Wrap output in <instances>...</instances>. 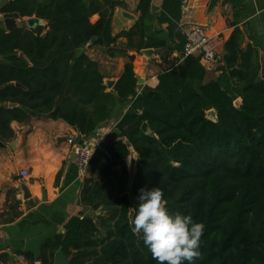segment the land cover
Wrapping results in <instances>:
<instances>
[{"label":"trees","instance_id":"trees-1","mask_svg":"<svg viewBox=\"0 0 264 264\" xmlns=\"http://www.w3.org/2000/svg\"><path fill=\"white\" fill-rule=\"evenodd\" d=\"M223 1L235 16L227 19L232 31L219 68L230 89L217 78L205 81L197 56L182 57L181 0H163L157 17L167 24L169 38L177 40L181 56L169 55L171 45L144 35L151 0H139L138 18L116 35L111 19L122 0H6L0 5L4 18L40 20L11 31L0 27L2 142L14 137L12 121L33 115L61 119L85 138L110 116L118 98L131 99L116 124L120 136L99 149L104 162L83 187L84 204L101 213L70 216L64 232L45 240L43 247L52 253L41 256L42 264H50L56 250L69 264H156L129 225L139 190L154 186L162 189L170 212H190L205 225L195 264H264V59L252 34L242 46L243 0ZM119 36L127 40V61L107 90L97 63L83 48L99 45L113 55ZM152 47H167L169 54L159 63L157 85L137 91L134 55L127 50ZM143 123L149 132L142 130ZM130 149L136 154L132 177L119 164ZM19 215L9 213L3 221Z\"/></svg>","mask_w":264,"mask_h":264},{"label":"crops","instance_id":"crops-1","mask_svg":"<svg viewBox=\"0 0 264 264\" xmlns=\"http://www.w3.org/2000/svg\"><path fill=\"white\" fill-rule=\"evenodd\" d=\"M5 1L0 0V5ZM122 2V6L114 10L111 19L113 35L130 28L139 15L137 11L139 0H122ZM162 2L163 0H151L144 19V35L163 40L173 47V52L169 54L167 47L144 48L150 49L149 53H144L143 49L139 52L127 50L128 54L134 55L133 71L137 77V91H141L144 86L157 85L159 63L163 55L168 53L172 56H181L177 40L174 42L175 40L169 38L167 24L157 21ZM243 2L245 8L239 12L238 26L242 29L244 23L248 24L259 46V53L262 54L264 53V0H243ZM209 3L210 0H181L178 24L182 32L189 25L205 26L216 47L222 52L223 43L232 31V27L227 25V19L231 22L235 16L232 10L224 14L221 12V7L225 4L223 0H217L212 8L209 7ZM118 10L130 14L133 19L120 16ZM97 17L98 15L94 14L91 20L94 21ZM3 19L0 13L2 28H4ZM15 19L21 23L20 20L25 18ZM245 31L242 46L249 41L248 30ZM112 46L115 49L113 55H109L107 48L99 45L83 48L84 53L97 63L104 77V83L111 81L110 86L106 84L107 90L113 89L127 61L123 52L127 48L126 38L117 37ZM221 65L222 61L215 68L206 69L205 81L217 78L226 89L231 86V81L226 74L221 75L222 71L219 69ZM130 102L129 98H118L105 124L99 127L97 137L88 141L79 136L78 131L65 121L52 119L48 115H33L24 122L10 123L14 137L11 141L5 142L7 148H0V252L5 251L12 256V259L4 264H42L41 256H49L52 253L49 248L43 247L45 240L56 233L64 232L63 225L70 216L82 213L83 216L93 218L94 215L101 213L100 209L95 210L90 204H84L83 187L88 178H95L93 170L104 162L98 150L106 142L118 138L113 130ZM70 137H75L77 142L83 138L82 143L94 149V162L83 177L78 172L74 157H71L73 151L71 144L67 142V138ZM21 170H27L29 175L20 176ZM22 185L27 187L29 193L26 199ZM14 200H19V203L14 205ZM9 213H20V215L11 222L3 221ZM96 220H94L95 224ZM50 264H69V262L67 256L56 250L53 252Z\"/></svg>","mask_w":264,"mask_h":264},{"label":"clouds","instance_id":"clouds-1","mask_svg":"<svg viewBox=\"0 0 264 264\" xmlns=\"http://www.w3.org/2000/svg\"><path fill=\"white\" fill-rule=\"evenodd\" d=\"M156 264H195L205 225L183 212H170L158 186L141 188L129 220Z\"/></svg>","mask_w":264,"mask_h":264},{"label":"built area","instance_id":"built-area-1","mask_svg":"<svg viewBox=\"0 0 264 264\" xmlns=\"http://www.w3.org/2000/svg\"><path fill=\"white\" fill-rule=\"evenodd\" d=\"M231 10L232 7L226 3L221 7V12L223 14ZM183 32L184 43L182 57L187 55L197 56L205 69L215 68L221 63L222 52L216 47L205 26L189 25ZM67 142L71 144V149L74 153V162L78 168L79 174L83 177L93 158L94 149L81 142H77L75 137L67 138ZM28 175L29 173L27 170L20 171V176L27 177Z\"/></svg>","mask_w":264,"mask_h":264},{"label":"water","instance_id":"water-1","mask_svg":"<svg viewBox=\"0 0 264 264\" xmlns=\"http://www.w3.org/2000/svg\"><path fill=\"white\" fill-rule=\"evenodd\" d=\"M216 3H217V0H210L209 7L210 8L214 7ZM118 14L120 16H124L126 18L133 19V16H131L130 14H128L126 12H122V11L118 10ZM39 22H40V20L38 18H28L27 19V25L29 27H32L34 24L39 23ZM3 24H4V28L7 31H11L12 29L17 28L18 26H20V23H18L17 20L15 18H13V17H5L3 19ZM150 51H151L150 49H143V52L144 53H149ZM106 84L108 86H110L111 85V81L110 82H106ZM238 102L239 101H237L236 104ZM14 105L15 104H13V103H10L9 104V106H14ZM211 114H214V111H210L209 112V115H211ZM105 122H106V120L100 122L93 129V131L91 132V134L85 137V141H88L89 139H95L97 137V132H98L99 127L102 126L103 124H105ZM141 128H142L143 131L149 132L146 123H143L142 126H141ZM113 132H114L115 136H117V137L120 136V130L117 127L114 128ZM7 147L8 146L4 142H2L0 140V148H7ZM71 157L72 158L74 157V153H72ZM135 161H136V154H135V152L132 149H130V154H129L128 159H126V160L123 159V160H120L119 161V164H124V165H127L128 164V166H129V174H130L131 177L133 176V172H134V168H135ZM22 190H23L24 198L25 199L28 198L29 197V193H28L27 187L25 185H22ZM96 224L98 225V221L97 220H96ZM9 259H12L11 254H9L8 252H5V251L0 252V262L1 263L4 264Z\"/></svg>","mask_w":264,"mask_h":264},{"label":"rangeland","instance_id":"rangeland-1","mask_svg":"<svg viewBox=\"0 0 264 264\" xmlns=\"http://www.w3.org/2000/svg\"><path fill=\"white\" fill-rule=\"evenodd\" d=\"M20 21H21L20 25H22V24H24V25L26 24L27 25V19L26 18L25 19H21ZM247 28H248V33L249 34H252L251 31H250V29H249V26L248 25L246 26V25L243 24L242 25V31H243L242 43L244 42V33L246 34V31L245 30ZM259 55H260V58L264 59V53H262V54L259 53ZM126 167H127L128 171H129L128 164L126 165Z\"/></svg>","mask_w":264,"mask_h":264}]
</instances>
